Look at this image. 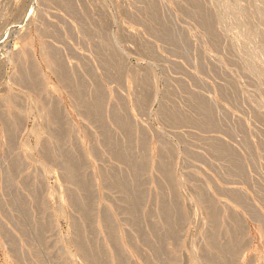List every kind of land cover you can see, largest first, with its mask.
Returning a JSON list of instances; mask_svg holds the SVG:
<instances>
[{
  "label": "rangeland",
  "instance_id": "1",
  "mask_svg": "<svg viewBox=\"0 0 264 264\" xmlns=\"http://www.w3.org/2000/svg\"><path fill=\"white\" fill-rule=\"evenodd\" d=\"M0 264H264V0H0Z\"/></svg>",
  "mask_w": 264,
  "mask_h": 264
},
{
  "label": "bare ground",
  "instance_id": "2",
  "mask_svg": "<svg viewBox=\"0 0 264 264\" xmlns=\"http://www.w3.org/2000/svg\"><path fill=\"white\" fill-rule=\"evenodd\" d=\"M197 4V3H196ZM152 16H153V14H152ZM70 83V82H69ZM87 101V100H86ZM166 107V106H165ZM93 110V109H92ZM193 111V110H192ZM207 111V110H206ZM94 114V113H93ZM204 115V114H203ZM209 119V118H208ZM214 126H216L215 124H214ZM222 148V147H221ZM227 148V147H226ZM226 150V149H225ZM230 152V151H229ZM82 164V163H81ZM78 167V166H77ZM68 170V169H67ZM69 174H70V172H68ZM68 173H67V175H68ZM69 178V177H68ZM230 192H232V191H230ZM235 192V191H234ZM238 192V191H237ZM259 214V213H258ZM171 221V220H170ZM262 231V230H261Z\"/></svg>",
  "mask_w": 264,
  "mask_h": 264
}]
</instances>
